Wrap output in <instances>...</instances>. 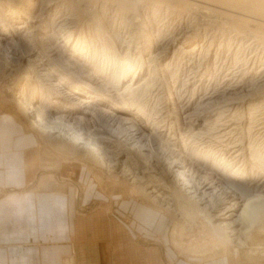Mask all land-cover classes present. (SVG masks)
Masks as SVG:
<instances>
[{"label": "rangeland", "instance_id": "obj_1", "mask_svg": "<svg viewBox=\"0 0 264 264\" xmlns=\"http://www.w3.org/2000/svg\"><path fill=\"white\" fill-rule=\"evenodd\" d=\"M29 1L35 3L31 12L36 17L29 22L42 28L29 31L38 36L39 47L52 60L46 69L40 68L39 75L30 73L33 85H42L46 91L59 88L62 102L73 96L82 100L62 85V78L78 83L83 79L104 90L116 66L113 54L129 51L132 57H157L156 63L164 66L139 100L151 124L145 134L159 129L160 136L141 137L131 123L122 124L100 110L97 125L110 139L109 152L90 154L82 144L58 133L43 136L20 109L18 94L29 87L28 80L22 72L14 75L3 69L0 126L1 130L13 126L11 144L25 137L18 163L24 168L25 183L0 186V200L14 193L65 196L75 217L97 213L98 219L105 217L106 226L120 219L140 229L134 242L146 250H159L162 264H264V201L254 205L251 223L244 229L240 223L230 226L235 231L229 233L228 241L217 243L213 229L235 221L240 212L237 209L231 218L216 219L220 211L214 205L225 200L228 207L237 199L240 207L248 198L264 197L259 189L264 173H256L253 167L255 160L264 158V16L232 4L222 7L215 0H139L131 13L118 0H25ZM69 30L74 31L72 43L64 47L60 35ZM26 35L29 39L31 34ZM184 40L190 46L182 52L179 47ZM10 42L9 37L3 41L5 45ZM0 55L1 68L11 59L4 52ZM47 73L54 75L51 80H46ZM69 101L66 104L72 106ZM60 111L55 115L68 116ZM190 126L194 128L191 136ZM182 133L189 137L187 149L199 154L190 156V149L189 156L179 155L177 149L165 146L164 140L172 141ZM124 146L133 151L123 155ZM180 158L183 161L176 166ZM212 160L217 162V172L223 165L248 172L253 168L250 176L235 182L241 189L253 188L254 183L257 188L248 192L233 188L228 175L214 176ZM201 161L206 162L205 170ZM205 178L214 179L217 187L208 188ZM199 185L204 186L201 192Z\"/></svg>", "mask_w": 264, "mask_h": 264}, {"label": "bare ground", "instance_id": "obj_2", "mask_svg": "<svg viewBox=\"0 0 264 264\" xmlns=\"http://www.w3.org/2000/svg\"><path fill=\"white\" fill-rule=\"evenodd\" d=\"M118 1L122 9L124 10L127 9V12L128 10L130 11V10L136 9L138 5L140 4L139 0H118ZM158 1L161 2V0H158ZM215 1L222 3V7H223V4H232L233 6H236L238 8H243L245 10H248L249 13L259 12L264 16V0H215ZM29 4L26 3L25 0H0V54L4 52V55L6 56V58L11 59V61L8 60L9 62L7 61V63L4 64V67L0 68L1 69L0 71H2L3 69L7 71L9 70L11 71V74H14L13 72H16V71H18L19 73L22 72L23 74L21 73L20 75H23L24 79L28 80L27 84L29 83L28 84L29 87H26V88L24 87L21 90L20 94H18V98L21 99L19 101L21 111L27 117L31 119L30 122L33 125V127L36 130H38L39 133H41V135L43 136H46V135L50 136L51 134L58 133L60 137H62L61 135H64L66 138H71L73 141L77 142L78 144H82L83 145L82 149H84V151L86 150V152L88 151L90 154L97 153L101 155V154H104L103 150L106 152H109V149L112 146L110 147V144H111L110 139L103 135L104 132H106L105 129H102L101 127L99 128V126L97 125L96 119L98 118V116L96 115H98V111L100 110L101 112H104L105 114L106 113L107 114L111 113L110 115L113 114L114 118H116L115 121L117 120L121 122L122 124L131 123L133 125V126L131 125V127L135 126L136 128L135 131H137L136 134H139L141 137L147 136V139L149 140L154 139V138H159L160 135L157 134L159 132L158 128H157L158 132L153 129L151 130V133L149 135L145 134L144 131L147 129V127L150 124L149 114L147 113L145 106L141 105L142 103H140V100H139L140 94L144 91V89H146L145 87L151 83L152 77L155 74H157L158 71H160L159 69L161 68L162 65L160 63L159 64L156 63L157 57L156 58L152 57L151 59L150 58L147 59L144 56V54L139 57H132V55L129 54V51H126L125 53L126 55L113 54V57H114L113 61L115 62L116 66L113 70L111 80L106 83V88L104 90L97 88V86L93 87L92 85L85 83L86 81L84 82L83 79H81L78 83V82L69 80L65 77L62 78V80H65V82L64 81L62 82V85L65 88H69L72 91L73 95L77 94L83 98L82 100H80L79 97L77 98V96H73V95L72 97L70 95L72 99L69 97H67L66 99L70 100L69 102H71L73 105L69 106V104H66L67 100H63L65 103L61 101L63 97L61 98L62 91H60L59 88H54L53 86L54 91L48 88L47 89L49 91H46V90H43V88L41 87L42 85H36L35 87L34 86L35 84L33 85V82L35 81L31 82V80L29 79L31 78L30 73L31 74L36 73L39 75L40 73L39 70L41 67H42L41 69H46L47 68L46 66H49L48 63L52 65L51 64L52 60L48 57L49 55H47V52L39 47V44H38L39 42L37 43L36 38H38V36H36L33 31L38 30L40 27L39 25L38 27H34L35 25H31L32 19L36 18L35 16L32 15L33 13L31 12L32 6H34L35 3L34 1L32 3H30L29 1ZM131 12L133 11H130V13ZM29 19H31L30 22H29ZM30 28H33V31H32L33 33L29 31ZM39 30H42V28H40ZM26 33L31 34L29 39H27ZM73 33L74 31L69 30L63 33L62 35H60V37L62 36L61 41H63V44H61L62 46L67 47V44H69L70 42L72 43L71 40L74 36ZM8 37L11 38L13 42L7 43L5 45L4 44L5 42L3 43V41ZM53 38H59V36H54ZM85 40L86 39H84V43H86ZM78 43L74 47V52L75 50L77 52ZM147 43L148 45L151 44L150 39H148ZM188 46H190L189 41L184 40L181 46L179 47L180 49L179 51L183 52L184 49ZM173 47H174V44L172 43V46L170 48H173ZM110 50H108L109 53H110ZM149 51L150 50H148V52ZM83 52H84V49H83ZM56 53H59V52L56 51ZM184 53H187V50ZM109 57H110V54H109ZM1 58L2 57H0V61H1ZM31 58H33V60ZM45 58L47 59L45 60ZM50 68L51 66L49 67V69ZM59 73H60V70H59ZM57 75L59 76V74ZM44 76L46 77V80H51L54 75L53 74L50 75L49 73H47V74H44ZM42 80L44 79L42 78ZM38 86L41 87L40 92L38 91V89L40 88V87L38 88ZM52 91L53 93H51ZM77 99L79 100L78 102H77ZM99 105H102V107H99ZM59 108L61 109L63 108V110L60 111ZM59 111L62 113L63 112L68 113V116L55 115ZM73 113H79L80 115L77 118L73 116L70 117V119L66 118V117L73 115ZM122 115H124V117ZM137 121L139 122V124L136 123ZM225 124L227 125L228 123H225ZM189 131L191 132L189 133L190 136L191 134L194 135V128L192 126H190ZM221 131L222 130H220V132ZM173 136L171 135V137ZM188 138L189 137L187 135L185 136L182 133L180 134L179 137H173V139L171 138L172 141L169 139L164 140L165 146L168 148H173V150L174 148L177 149L178 150L177 154L179 155L182 153H186V155L189 156L187 151H189L192 148L187 149ZM174 139H176V141H174ZM96 143L98 144L102 143V144H105V146H100V145L98 146ZM183 148L186 149V151L183 150ZM132 151H133V147L127 146L123 149L122 154L123 155L129 154ZM193 154L196 155L199 153L197 151H194V149H192V151L190 150V156H193ZM240 154H238L237 156H240ZM181 158L179 160H176L177 161L176 166L178 165V163H180V161H183ZM212 161H214L213 162L214 167H211V170L215 172L214 176L223 177L224 176L223 174L228 175V179L230 180V183L231 182L233 183L232 184L233 188H236V189L238 188L242 190L243 192L252 191L257 188L255 186H257L258 184L255 185L254 183V185L252 184L253 188H247V189L242 188L241 189V184L235 182L236 180L237 181L241 180L242 179L241 176L244 177L245 175L251 174V170L253 168L248 172L246 169L240 170L241 168H236L237 166L234 167L232 165V167L230 166L225 167L223 165L222 171L220 170V172L219 171L217 172V168H215V165L217 166V162L215 160H212ZM201 162L199 164L202 165L203 170H205L204 168H206L205 166L206 162L205 161H201ZM181 163L183 164V162ZM219 165H221V163ZM253 167L256 168L255 170L256 173L258 171H259V174L264 173V158L262 159L260 157L257 160H255ZM230 171L232 172L230 173ZM229 174L232 175L233 178H231ZM205 180L207 181V184L209 185L208 188L217 187L216 185H214L215 184L214 179L205 178ZM250 185L251 184H249V186ZM201 188H204V186L199 185L198 190H200V192H201ZM259 189L261 191H264V185H262ZM235 200L236 202H234L232 205L228 207L224 206L225 200L213 206L214 210L220 211L217 214L216 219H221L223 217L231 218L234 215H236L235 211L237 209H240L238 218L235 221L230 222V223H225V224H219V225L217 224L216 226L213 227L215 241L217 243L219 241L229 240V233H232L235 231V230H229L231 229L230 228L231 225H234L235 223H240L241 228L244 229L248 225V223H251L250 221L252 220L254 205L256 203H261L262 201H264V197L255 196L252 198H248L243 203H241L242 205L240 207L238 206L239 202L237 201V199ZM66 263L74 264V261L73 259L68 258Z\"/></svg>", "mask_w": 264, "mask_h": 264}, {"label": "crops", "instance_id": "obj_3", "mask_svg": "<svg viewBox=\"0 0 264 264\" xmlns=\"http://www.w3.org/2000/svg\"><path fill=\"white\" fill-rule=\"evenodd\" d=\"M1 129L0 186H21L25 173L18 163L25 137L11 144L13 126ZM71 208L70 199L61 195L5 196L0 200V264H66L68 258L74 264H162L159 250L134 242L140 229L120 219L112 224L109 217L111 226H106L97 213L75 217Z\"/></svg>", "mask_w": 264, "mask_h": 264}]
</instances>
